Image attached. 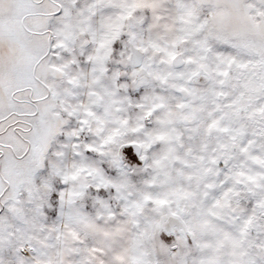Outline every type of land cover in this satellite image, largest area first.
Here are the masks:
<instances>
[{
  "label": "snow or ice",
  "instance_id": "1",
  "mask_svg": "<svg viewBox=\"0 0 264 264\" xmlns=\"http://www.w3.org/2000/svg\"><path fill=\"white\" fill-rule=\"evenodd\" d=\"M0 264H264V0H0Z\"/></svg>",
  "mask_w": 264,
  "mask_h": 264
}]
</instances>
